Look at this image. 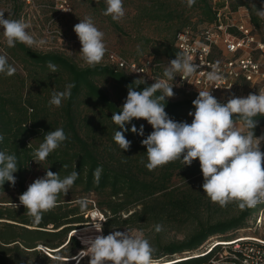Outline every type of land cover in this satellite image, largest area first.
Here are the masks:
<instances>
[{
	"label": "trees",
	"instance_id": "1",
	"mask_svg": "<svg viewBox=\"0 0 264 264\" xmlns=\"http://www.w3.org/2000/svg\"><path fill=\"white\" fill-rule=\"evenodd\" d=\"M141 1L137 10L142 20L162 23L172 31L159 43L155 55H139L133 59L123 56L129 60L152 57L156 63L168 65L179 52L175 47L177 33L186 27L195 29L211 23L214 19L211 0H196L190 7L200 18L197 24L191 23L190 16L180 8L187 5L186 0ZM95 2L102 11L106 9L101 0ZM240 6L248 9L251 24L264 35V21L256 15V8L230 1L232 10ZM20 9L17 5L16 12ZM106 18L115 31L121 32L110 16ZM6 51L11 59H19L25 76L0 74V134L4 136L0 150L15 153L19 167L14 173L15 185L5 182L3 188L0 187V211L6 212L0 213V219L7 220L0 222L4 227L0 230V264H50L53 256L73 257L72 250H83L85 244L82 242L98 234L95 231L79 234L81 240L74 236L82 228L79 224L85 222L83 213L90 210L84 196L63 199L64 194H60L56 207L44 213L39 223L19 205V196L27 190V175L35 163L32 153L43 142L44 134L57 128H63L68 139L43 161L45 169L59 173L61 178L72 171L78 172L72 187H80L85 196H95L94 204L105 218L103 235L123 228L156 231L157 224L162 230L177 232L187 230L188 226L191 228L181 240L156 241L152 264H210L224 243L236 239L231 237L236 231L247 228L250 220L255 221L259 213H264V203L244 209L235 202L223 207L213 203L203 192L198 159L190 166L177 160L149 171L145 167L146 147L141 141L153 129L144 119H133L125 125L129 129L124 133L125 137L131 141L129 150L123 151L116 144L113 136L120 129L111 117L113 112L121 111L128 86L142 91L151 84L114 71L109 65L80 68L59 53L33 51L22 43ZM48 61L57 66L56 72L48 68ZM163 72L160 71L162 76ZM101 79L109 82L114 97L100 86L98 81ZM71 82L76 86L70 99L64 100L60 107L50 105L52 91H63ZM195 98L185 93L178 100L166 98L165 111L174 121L190 124L192 117L188 113L195 111L192 104ZM256 119L254 132L259 136L264 116ZM133 124L138 130L144 126V136L131 132ZM29 143L31 146L27 147ZM64 164L68 165L67 169L63 168ZM98 166H102L103 171L96 184L93 173ZM12 194L15 197L12 198ZM212 238L220 244L208 253L197 254ZM164 256L172 259L159 261Z\"/></svg>",
	"mask_w": 264,
	"mask_h": 264
},
{
	"label": "clouds",
	"instance_id": "2",
	"mask_svg": "<svg viewBox=\"0 0 264 264\" xmlns=\"http://www.w3.org/2000/svg\"><path fill=\"white\" fill-rule=\"evenodd\" d=\"M195 2L186 0L188 7H192ZM105 3L104 16H110L116 22L125 17L123 0H105ZM256 15L264 19V7L256 8ZM0 28L3 29V38L9 48L15 47L17 43L29 48H40L47 43L45 39H36L27 31L30 24L11 18L10 14L5 16L3 11H0ZM73 31L81 44L80 59L92 68L101 64L107 53L105 34L97 28L92 17L80 19ZM47 66L53 73L58 70L51 61L47 62ZM199 69L200 65L193 62L191 56L177 52L163 72L165 79L154 81L142 91L128 86L121 111L113 112L111 117L120 129L115 131L113 140L123 151L129 150L131 141L125 137L124 133L129 131L125 125L133 119H144L153 129L141 141L146 147L145 167L149 171L177 160L190 166L198 159L203 176V192L213 203L223 207L235 202L241 209L264 203V151L261 150L264 134L256 136L254 132L256 118L264 116V90H259V94L249 93L246 97L233 95L226 103L218 101L211 91H199L192 101L195 111L188 113L192 117L191 123L174 121L165 111L166 98L175 95L173 85L168 81H173L176 76L187 80ZM15 72L16 68L8 63L6 55L0 54V74L12 76ZM200 74L205 75L203 72ZM206 79L210 84L223 79L217 65L207 72ZM134 83L138 84V81ZM75 86V82H71L65 85L63 91H52L49 104L62 106L64 100L70 99ZM157 92L160 95H156ZM130 130L144 136L143 125L138 130L133 124ZM66 139L68 137L63 128L45 133L43 142L32 153L33 160L38 164L45 161ZM3 140L4 136L0 134V143ZM30 146L31 143L27 147ZM67 167V164L63 165V168ZM18 170L16 154L0 150V187L3 188L5 182L14 186V173ZM102 171V166L94 170V183H99ZM78 175V172L72 171L61 178L59 173L47 169L43 177L35 179L19 196V205L26 209V214L34 222L39 223L44 213L56 207L59 195L68 194ZM93 229L98 234L83 241L89 264H152L155 249L142 234L132 235L126 230L112 231L105 236L99 223ZM155 230L162 231V226L157 224Z\"/></svg>",
	"mask_w": 264,
	"mask_h": 264
},
{
	"label": "rangeland",
	"instance_id": "3",
	"mask_svg": "<svg viewBox=\"0 0 264 264\" xmlns=\"http://www.w3.org/2000/svg\"><path fill=\"white\" fill-rule=\"evenodd\" d=\"M66 1L71 9L70 12L66 14H60L56 10L58 0H33L30 4H27L23 0H0V11L5 12V16L10 14L11 18L23 20L30 24V28L27 29V31L34 35L36 39H45L47 41V43L40 48H36L34 46L30 49L41 53H59L71 59L80 68L87 67L88 65L80 59L79 51L81 49V44L73 31V27L75 24L80 22V19H83L86 16H91L97 28L104 32V42L106 44L107 51L114 52L121 57H128L129 59H133L139 55H155V50L159 46V43H161L165 38H168L172 31L171 29L168 30L166 28L167 26L162 23L145 22V20H142L139 15L140 13L137 10L139 5L143 3L141 0H123L126 15L121 21H114L121 29V32H117L113 29L106 16L102 14L103 11L100 9L99 4L95 2L96 0ZM101 1L105 3V0ZM229 1L233 4L237 3L239 5H244L245 3V5L250 9H260L264 7V0ZM17 5L21 6L19 12H16ZM180 8L186 11L185 15L190 16L191 23H199L198 21L200 18L197 11H192L190 7H187V5L180 6ZM262 20L264 21V19ZM7 49L10 48L7 47L3 38V29L0 28V54H5L8 62L16 68L15 73L19 77H24L25 72L22 63L19 59H11L6 51ZM101 64L107 65L106 55ZM98 83L101 87L108 91L110 96L114 97V92L108 81L101 79ZM173 92L175 95L172 98H168L169 100H178L183 96V93L180 91L173 90ZM262 134H264V126L261 127L259 136ZM261 150L264 151V142L261 144ZM45 171V164L43 162H40V164L35 162L34 165L31 166L27 175L26 189L28 185L34 182L35 179L43 177L45 175ZM82 196L86 197L85 201L87 205H90V210L83 213L85 222L79 224V227L82 228L74 234L77 239H80L79 234H90L94 231L93 226L96 224V221L90 218V213H92V216L95 211L102 213L94 204V201H96L95 196L83 195L80 187H71L68 194L63 196V199ZM11 197H15V194H12ZM0 213L6 212L0 211ZM259 217L260 213L255 221L250 220L248 222L249 224L247 228L236 231L231 237L240 238L251 236L263 238L264 223L262 218L261 223H259ZM0 222H7V220L0 219ZM3 228L4 227L0 224V230ZM190 229L191 228L188 226L187 230H182L181 232L170 229H163L160 232H156L150 228L143 231L123 228L119 231L127 230L132 235L142 234L143 238L147 239L151 246L154 247L156 241L158 240L162 243L170 240H181ZM51 231L54 230L52 229ZM213 240H215V238H212V241ZM212 241L209 242L208 240V243L206 242L204 244L206 249L211 245ZM204 249H200L197 254L204 251ZM71 254L75 255L69 258L53 256L50 264H89V257L84 248L81 251L72 250ZM177 257L179 256H175L174 258ZM170 259H172L170 256H164L159 259V261H168Z\"/></svg>",
	"mask_w": 264,
	"mask_h": 264
},
{
	"label": "built area",
	"instance_id": "4",
	"mask_svg": "<svg viewBox=\"0 0 264 264\" xmlns=\"http://www.w3.org/2000/svg\"><path fill=\"white\" fill-rule=\"evenodd\" d=\"M23 1L27 4L33 2ZM211 5L214 13L211 23L195 29L186 27L175 38V47L179 52L191 56L193 62L200 65L199 71L187 80L176 76L168 83L173 85V90L195 97L199 91H211L222 103H226L233 95L246 97L249 93L259 94V90H264V35L251 24L246 7L240 6L232 10L229 0H211ZM56 10L60 14H66L71 9L66 0H58ZM106 62L114 71L124 72L149 84L165 79L160 71L168 66L156 63L152 57L129 60L111 51L106 53ZM213 65L219 67L223 79L210 84L206 74ZM201 72L205 75H201ZM90 218L99 224L105 220L104 215L98 211L93 216L90 213ZM261 218L264 223V213H260L259 223ZM218 244L220 242L213 240L207 249L204 245L200 248H205L201 254L208 253ZM42 250L48 254L44 248ZM217 255V258L210 260V264H264V237L233 239L224 243Z\"/></svg>",
	"mask_w": 264,
	"mask_h": 264
},
{
	"label": "bare ground",
	"instance_id": "5",
	"mask_svg": "<svg viewBox=\"0 0 264 264\" xmlns=\"http://www.w3.org/2000/svg\"><path fill=\"white\" fill-rule=\"evenodd\" d=\"M96 224H98L97 222H95ZM240 240H243V239H240Z\"/></svg>",
	"mask_w": 264,
	"mask_h": 264
}]
</instances>
